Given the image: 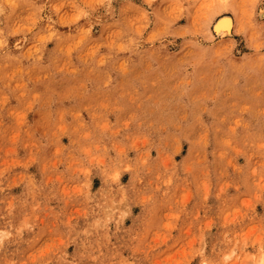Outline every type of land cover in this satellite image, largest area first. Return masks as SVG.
I'll use <instances>...</instances> for the list:
<instances>
[{
  "label": "rangeland",
  "instance_id": "374dc122",
  "mask_svg": "<svg viewBox=\"0 0 264 264\" xmlns=\"http://www.w3.org/2000/svg\"><path fill=\"white\" fill-rule=\"evenodd\" d=\"M261 262L264 0H0V264Z\"/></svg>",
  "mask_w": 264,
  "mask_h": 264
},
{
  "label": "bare ground",
  "instance_id": "6f19581e",
  "mask_svg": "<svg viewBox=\"0 0 264 264\" xmlns=\"http://www.w3.org/2000/svg\"><path fill=\"white\" fill-rule=\"evenodd\" d=\"M224 1V0H223ZM204 6V5H203ZM210 7V6H209ZM204 9V8H203ZM224 9V8H223ZM219 12V11H218ZM221 12V10H220ZM262 14V13H261ZM263 15V14H262ZM233 17V16H232ZM214 30L216 31L217 35H229L233 29V20L230 16L225 15L221 16L219 20L214 24ZM236 26V25H235ZM236 28V27H235ZM213 31V30H212ZM262 264V262L260 263Z\"/></svg>",
  "mask_w": 264,
  "mask_h": 264
}]
</instances>
